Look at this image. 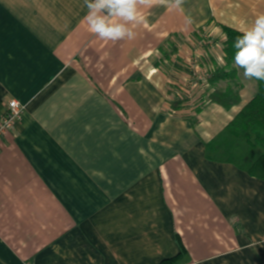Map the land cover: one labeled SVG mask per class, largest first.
I'll use <instances>...</instances> for the list:
<instances>
[{"label": "crops", "instance_id": "obj_1", "mask_svg": "<svg viewBox=\"0 0 264 264\" xmlns=\"http://www.w3.org/2000/svg\"><path fill=\"white\" fill-rule=\"evenodd\" d=\"M183 7L142 9L136 39L112 42L83 0H0V116L24 109L0 139V264H264V178L208 146L258 83L206 84L223 28L264 0ZM232 85L238 103L208 100Z\"/></svg>", "mask_w": 264, "mask_h": 264}, {"label": "clouds", "instance_id": "obj_2", "mask_svg": "<svg viewBox=\"0 0 264 264\" xmlns=\"http://www.w3.org/2000/svg\"><path fill=\"white\" fill-rule=\"evenodd\" d=\"M156 4L183 12L185 0H83L87 9L83 20L88 30L101 40L133 41L136 29L147 23L141 10ZM184 24H194L193 17L186 15ZM232 47L233 65L242 70L244 78L264 81V14L257 15L241 30Z\"/></svg>", "mask_w": 264, "mask_h": 264}, {"label": "trees", "instance_id": "obj_3", "mask_svg": "<svg viewBox=\"0 0 264 264\" xmlns=\"http://www.w3.org/2000/svg\"><path fill=\"white\" fill-rule=\"evenodd\" d=\"M223 31L226 36L223 44L225 63L223 66L217 67L209 77L208 81L212 86L220 80L234 79L237 74V69L233 65L234 49L232 45L236 36L240 35L241 32L230 27H224ZM257 83L256 95L214 137L208 146L216 147L218 153H232L238 159L241 158L249 165L250 174L264 178V81H257ZM208 98L212 102L229 108L240 101L238 85L236 87L215 88ZM182 100L177 99L173 106H180ZM180 253H184V250ZM173 260L167 259L161 264H171Z\"/></svg>", "mask_w": 264, "mask_h": 264}, {"label": "built area", "instance_id": "obj_4", "mask_svg": "<svg viewBox=\"0 0 264 264\" xmlns=\"http://www.w3.org/2000/svg\"><path fill=\"white\" fill-rule=\"evenodd\" d=\"M23 110V106L15 99L7 103L5 113L0 116V139L16 127Z\"/></svg>", "mask_w": 264, "mask_h": 264}, {"label": "rangeland", "instance_id": "obj_5", "mask_svg": "<svg viewBox=\"0 0 264 264\" xmlns=\"http://www.w3.org/2000/svg\"><path fill=\"white\" fill-rule=\"evenodd\" d=\"M201 43V45L200 44H198V45H200V46H203L202 47V49L204 50V41H200ZM197 45V46H198ZM200 46L197 48V49H200ZM217 68V67H216ZM215 68V69H216ZM239 71L242 73V70L241 69H239ZM201 75V73H199L198 74V72L197 73H195V75H192V76H194L193 77V82H192V86L194 87V88H196L197 87V85L195 86V83H196V81H198L200 78H199V76ZM205 75L203 74L202 75V77H204ZM206 84H209V82L208 83H206ZM200 85V84H199ZM207 86H209V85H207ZM232 87H234L233 85H232ZM174 90V89H173ZM175 91V90H174ZM181 92H183L184 94H182ZM182 95V96H188L189 94H190V92H187V90L185 89V90H183V91H181V89L180 88H178V86L176 87V96H178V95ZM187 99V98H186ZM186 99H184L185 101H183V102H181V104H183V103H186V101H188V100H186ZM207 99V98H206ZM196 100V99H195ZM209 100V99H208ZM199 101V100H198ZM202 101V100H201ZM200 102V101H199Z\"/></svg>", "mask_w": 264, "mask_h": 264}]
</instances>
